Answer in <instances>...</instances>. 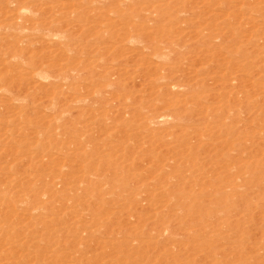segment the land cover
<instances>
[{
	"label": "rangeland",
	"instance_id": "1",
	"mask_svg": "<svg viewBox=\"0 0 264 264\" xmlns=\"http://www.w3.org/2000/svg\"><path fill=\"white\" fill-rule=\"evenodd\" d=\"M0 264H264V0H0Z\"/></svg>",
	"mask_w": 264,
	"mask_h": 264
}]
</instances>
